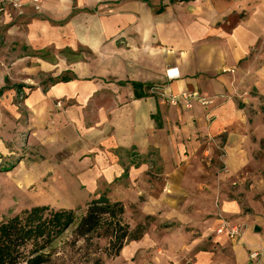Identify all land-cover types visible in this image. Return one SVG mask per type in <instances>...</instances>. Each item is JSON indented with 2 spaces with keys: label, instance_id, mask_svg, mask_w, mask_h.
<instances>
[{
  "label": "crops",
  "instance_id": "0c3cea01",
  "mask_svg": "<svg viewBox=\"0 0 264 264\" xmlns=\"http://www.w3.org/2000/svg\"><path fill=\"white\" fill-rule=\"evenodd\" d=\"M2 2L0 108L5 110L0 113V134L8 133L7 124L11 129L26 127L30 141L40 144L59 130L60 141L77 145L63 158L78 160L80 149L89 150L79 162L93 164V189L102 180L123 175L136 185L141 180L136 177L154 165L166 168L175 196L184 193L178 184L196 162L209 168L195 182L218 183L212 177L218 171L214 142L220 136L226 151L222 164L228 171L222 177L239 179L241 187L234 198L225 196L219 183L212 194L210 188L202 194L219 195L228 217L242 211L241 197L251 211L245 215L249 228L241 239L219 233V223L216 240L232 244L242 263L264 264V257L259 263L246 260L251 248H264V228L256 235L250 222L255 217L264 226V217L256 213L263 208L250 203L259 181L252 170L257 162L253 152L264 151L255 140H264V131L256 126L264 116L247 109L246 102L258 99L246 88L255 86L264 95V83L255 75L247 81L245 77L255 68L258 52L253 48L264 52V0ZM46 78L52 79L47 86ZM183 91L217 99L208 106L195 102L189 109L162 102L163 95ZM20 93L26 96L25 123L19 121L15 104ZM119 150L131 157L149 156L150 163L123 167Z\"/></svg>",
  "mask_w": 264,
  "mask_h": 264
},
{
  "label": "rangeland",
  "instance_id": "374dc122",
  "mask_svg": "<svg viewBox=\"0 0 264 264\" xmlns=\"http://www.w3.org/2000/svg\"><path fill=\"white\" fill-rule=\"evenodd\" d=\"M262 9L264 12V7ZM261 35L264 36V32ZM253 50L255 53L258 52L255 56V68L254 71L245 72L246 81L255 75L256 81L264 83L263 48H253ZM51 81V78H46L43 83L47 86ZM259 88L262 90V87ZM246 91L248 95L258 99L248 104L246 102L249 112L252 115L264 116V95L255 86L246 88ZM242 94L245 97L247 92ZM25 97L24 93H20L15 102L19 108V121L23 123L28 117V112L22 105ZM4 110L5 107H1L0 113ZM258 120L260 124L256 127L264 131V124H261L264 123V117ZM7 126L8 133L2 131L0 134V221L34 205L75 209L80 217L86 213L87 205L92 200L106 194L111 201H120L124 204L126 222L130 224L132 230L135 231L137 228L140 230L137 239L128 240L120 254L110 258L104 252V240H99L95 236L76 239L74 232L76 224H74L52 244L49 249L51 251L49 264H94L99 257L103 258L104 264H244L238 254L232 251V244L228 245L225 241L216 240L214 228L216 224L237 217L245 233L249 228L245 220V215L251 211L247 208L249 202H244V197L239 198L242 211L228 217L221 207L222 201L219 195L212 198L211 195L202 194L203 190L208 188L212 194V190L218 187L219 183V188L221 186L222 189L224 186L225 196L234 198L235 189L241 187L239 179L234 182L232 178L225 180L222 177V175L226 176L228 171L222 164V157L226 151L223 147L225 139L220 136L214 142L218 160L214 164L218 165V171L215 172V176L211 175L213 179L218 177V183L215 181L204 185L203 182H195L202 174L208 175L209 168L205 167V164L196 162L189 167L188 178L185 177L178 184L184 193H177L175 196L173 193L175 189L170 186L164 175L166 168H156L154 165L149 167V173L136 177V179L141 178L136 185L130 183L123 175L109 182L102 180L96 183L93 189V182L90 181L93 178L91 171L93 164L86 165L79 162V160L83 162L84 156L88 155L84 151L89 152V150L78 149V160L71 157L63 158L69 153V149L77 148V145L60 141L61 132L60 135L57 132V134H49L45 137L44 143L39 144L34 143L33 139L30 141L26 127L11 129L8 124ZM261 134L264 138V133ZM255 140L264 148V140L259 141L257 138ZM118 152L121 164L128 169L142 161L150 163L149 156L131 157L129 152L122 150ZM253 153L256 154L257 162L253 164L252 170L259 181L258 192L250 203L255 204V208H263L256 212L261 219L264 217V151ZM207 156L205 155L204 158L208 162ZM87 159H93V154ZM8 168L11 170L6 171ZM160 173L162 175H159ZM198 185L201 186L200 189L197 188ZM187 188L190 189L189 193ZM238 192H240L237 193L238 196L242 195V191ZM243 216L244 218L241 219ZM250 222L254 233L260 234L262 227L264 228L262 222L255 217ZM256 250H260L261 255L258 259H252L251 253ZM263 257L264 248L254 247L250 249L246 260H255L259 263ZM20 264L27 263L23 261Z\"/></svg>",
  "mask_w": 264,
  "mask_h": 264
},
{
  "label": "trees",
  "instance_id": "16d2710c",
  "mask_svg": "<svg viewBox=\"0 0 264 264\" xmlns=\"http://www.w3.org/2000/svg\"><path fill=\"white\" fill-rule=\"evenodd\" d=\"M87 206L79 217L75 209L34 205L0 221V264H49L52 244L74 224L76 239L104 240V252L110 258L118 256L128 240L139 237L140 230H132L125 220L122 202L102 194ZM94 264H104L103 258Z\"/></svg>",
  "mask_w": 264,
  "mask_h": 264
},
{
  "label": "built area",
  "instance_id": "2783aa9c",
  "mask_svg": "<svg viewBox=\"0 0 264 264\" xmlns=\"http://www.w3.org/2000/svg\"><path fill=\"white\" fill-rule=\"evenodd\" d=\"M17 6L21 5L20 0H14ZM3 10V2L0 0V13ZM217 98H207L199 95L196 92L183 91L177 94H167L163 95L162 102L164 104H169L173 106H182L184 108H192L195 102H199L203 106L211 105L215 102ZM219 233L227 232L228 236L232 240H239L242 238L244 233V227L238 222H232L225 220L217 230ZM261 251L256 250L251 253L252 259H258L260 257Z\"/></svg>",
  "mask_w": 264,
  "mask_h": 264
},
{
  "label": "bare ground",
  "instance_id": "6f19581e",
  "mask_svg": "<svg viewBox=\"0 0 264 264\" xmlns=\"http://www.w3.org/2000/svg\"><path fill=\"white\" fill-rule=\"evenodd\" d=\"M69 121H70V120H69ZM69 121H68V122H69ZM61 124H62V123H61ZM67 126H68V124H67ZM64 127H65V126H64ZM60 129H62V128H60ZM65 129H66V128H65ZM70 129H71V128H70ZM56 131H57V130H56ZM58 132H59V130H58ZM58 132H57V133H58ZM57 133H56V134H57ZM63 133H64V132H63ZM65 135H66V134H65ZM70 136H71V135H70ZM72 136H73V135H72ZM48 138H49V137H48ZM48 138H47V139H48ZM67 138H68V137H67ZM69 138H70V137H69ZM49 139H50V138H49ZM58 139H59V138H58ZM58 139H57V141H58ZM65 139H66V138H65ZM62 141H63V140H62ZM64 142H65V141H64ZM61 143H62V142H61ZM54 144H55V143H54ZM66 144H67V142H66ZM49 146H51V145L49 144ZM52 147H53V146H52ZM53 148H54V147H53Z\"/></svg>",
  "mask_w": 264,
  "mask_h": 264
}]
</instances>
